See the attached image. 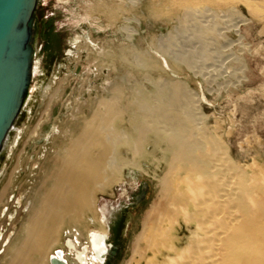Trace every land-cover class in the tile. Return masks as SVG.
I'll list each match as a JSON object with an SVG mask.
<instances>
[{
	"label": "rangeland",
	"instance_id": "obj_1",
	"mask_svg": "<svg viewBox=\"0 0 264 264\" xmlns=\"http://www.w3.org/2000/svg\"><path fill=\"white\" fill-rule=\"evenodd\" d=\"M36 24L30 84L0 162V189L10 179L0 204V260L64 132L113 87L124 103L175 102L247 178L264 174V0H40ZM127 121L125 113L120 127L132 133ZM141 140V168H124L95 197L112 245L103 264H126L143 214L158 200L166 145L151 133ZM123 141L121 157L131 160ZM72 230L60 233L48 256L63 249L73 262L63 245ZM178 235L189 231L179 226Z\"/></svg>",
	"mask_w": 264,
	"mask_h": 264
},
{
	"label": "bare ground",
	"instance_id": "obj_2",
	"mask_svg": "<svg viewBox=\"0 0 264 264\" xmlns=\"http://www.w3.org/2000/svg\"><path fill=\"white\" fill-rule=\"evenodd\" d=\"M109 92L64 132L0 264H49L47 253L65 228L87 235L85 217L98 218L96 194L119 181L124 168H141L136 161L148 133L165 142L166 169L126 264H264V174L247 178L215 136L200 131L175 102L154 106L141 97L124 103L119 89ZM125 113L132 133L120 127ZM123 140L131 143V160L116 145ZM9 184L10 179L0 189V204ZM182 225L189 231L184 240L178 235ZM104 228L95 229L97 254L103 252L98 238ZM66 246L75 245L68 239Z\"/></svg>",
	"mask_w": 264,
	"mask_h": 264
},
{
	"label": "water",
	"instance_id": "obj_3",
	"mask_svg": "<svg viewBox=\"0 0 264 264\" xmlns=\"http://www.w3.org/2000/svg\"><path fill=\"white\" fill-rule=\"evenodd\" d=\"M40 0H0V162L23 108L36 55V11ZM49 264H68L60 249Z\"/></svg>",
	"mask_w": 264,
	"mask_h": 264
},
{
	"label": "flooded vegetation",
	"instance_id": "obj_4",
	"mask_svg": "<svg viewBox=\"0 0 264 264\" xmlns=\"http://www.w3.org/2000/svg\"><path fill=\"white\" fill-rule=\"evenodd\" d=\"M95 209L98 213L99 209L97 207H95ZM100 212H101V215H99V216L97 215L98 218H97V220L93 219V221L95 220L94 222L92 221V217H90L91 215H87L85 217V222L88 225V228L90 229V231L87 233V235L82 233V231L80 233L78 232V234L75 235L73 233V230H72L69 232L70 235L68 236V238H66L64 240L63 245H65V247L73 255V262H69L65 258L64 250L60 249L63 253V257L67 260L68 264H103L106 262L108 252H109L110 248L112 247V245L109 242V233H110L109 231L110 230H109V223H108L107 215L104 212V210H102V209H100ZM90 222H93L94 226H92ZM99 225H102V228L105 227L104 228L105 231L102 232L103 234L101 235L100 238H98V244L102 246L103 252L100 251L97 254V252L95 251V245H94L96 243H94V242L96 241V237H97L96 235H98V234H96L98 232H96L95 229ZM117 226H112V229L117 227ZM117 228L119 229V227H117ZM92 229L94 231H92ZM112 232H113V230H112ZM68 239L72 241L73 245H75L74 247L71 248V247L66 246V240H68Z\"/></svg>",
	"mask_w": 264,
	"mask_h": 264
}]
</instances>
